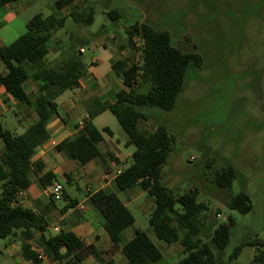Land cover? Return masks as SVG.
I'll use <instances>...</instances> for the list:
<instances>
[{
    "label": "trees",
    "instance_id": "trees-1",
    "mask_svg": "<svg viewBox=\"0 0 264 264\" xmlns=\"http://www.w3.org/2000/svg\"><path fill=\"white\" fill-rule=\"evenodd\" d=\"M16 1L0 0V7ZM54 3L57 9L68 8V14H37L29 21L24 34L10 44L0 45V87H4L16 101L34 107L38 115V119L22 133L0 125V238L18 237L22 241L23 258L32 264H42L43 257L50 264H79L87 255H92L101 264H114L110 254L119 248L124 230L135 222L133 213L116 192L99 189L90 196L92 204L104 218V228L112 242L111 253L92 244L86 245L70 230L47 236L49 222L45 215L48 210L38 212L24 206L17 197L20 191L27 190L33 183V156L36 148L49 138L50 122L60 118L67 123L59 112L57 98L67 90L79 88L82 77L87 73L85 62L74 49L60 68L38 67L49 54L55 31L63 28L69 17L77 24L89 25L94 21V7L80 8L76 0H55ZM108 15L112 20L122 17L118 9H111ZM136 35L143 41L141 60L118 58L111 65L113 75L122 80L124 88L115 93L110 91L112 100L89 99L88 116L83 127L60 141L54 150L81 165L102 158L98 144L104 140L105 133L113 132L108 126L98 128L93 118L109 110L125 132L126 144L135 146L131 163L115 178L116 187L119 191H128L138 186L152 197L150 231L166 244L180 243L183 246L185 256L176 264H233L246 245L256 247L253 264H264V240L258 237L243 240L228 260L220 259L213 246L218 250L227 247L232 220L218 224L209 242L204 241L201 235L205 229L208 204L197 200V189L178 194L163 182L161 169L173 151L174 137L164 124H158L153 131L141 128L140 122L148 118L142 108L174 110L186 88L189 66L200 67L203 57L199 52L183 50L173 42L168 30L149 21L132 25L130 42ZM29 78L36 82L37 94L25 89L24 84ZM36 165L39 172L45 167L42 161ZM55 178L51 170L38 176L44 188ZM235 178L236 169L228 164L214 175L213 180L219 187L230 190ZM66 182H72L70 175H67ZM66 197L68 194L64 191L63 199ZM225 202L229 208L241 213L253 209L250 196L245 191L229 192ZM77 203V199H72L61 208V212L66 213ZM120 249L127 264H157L164 260L163 252L146 231L137 230L136 235Z\"/></svg>",
    "mask_w": 264,
    "mask_h": 264
},
{
    "label": "rangeland",
    "instance_id": "rangeland-1",
    "mask_svg": "<svg viewBox=\"0 0 264 264\" xmlns=\"http://www.w3.org/2000/svg\"><path fill=\"white\" fill-rule=\"evenodd\" d=\"M76 5L94 7V21L89 25L77 24L69 17L65 26L55 32L46 62L38 67L60 68L72 49L80 54L86 65H97L98 60L92 61L95 58L103 60L97 71L109 64L106 48L115 60L128 57L138 62L142 58L143 41L136 35L130 42L129 29L135 22L143 21L168 30L173 42L183 50L199 52L203 57L202 65L189 66L186 88L175 109L165 111L143 107L148 118L142 120L140 126L153 131L158 124H164L173 135V151L161 169L162 180L178 194L197 189V200L208 204L205 229L201 235L203 240L209 242L214 227L232 220L227 247L218 250L213 246L220 259L228 260L243 240L254 237L264 240V0H78ZM111 9H118L122 17L112 20L108 15ZM35 10V6L30 9ZM46 10L58 11L55 4ZM68 12L66 8L64 13ZM26 30L22 16L16 17L7 27H0V44H10ZM119 84L121 86L122 82ZM120 86L114 84L109 90L115 93ZM27 90H37L34 79L28 81ZM69 92L67 90L62 95ZM29 108L31 106L25 105V109ZM14 110L12 99L4 97L0 124L16 132L20 124ZM96 116L93 122L98 128L110 127L113 140H120L119 147L126 153L133 152L135 146L124 144L126 134L109 110ZM131 161L132 157H129L128 164ZM75 163L72 166L58 164L61 166L58 177L70 197L82 200L89 189L93 191L96 186L90 169ZM228 164L236 169L230 190L219 187L213 180L214 175ZM92 167L108 170L101 159ZM67 175L72 176L71 183L66 182ZM240 191L249 194L253 205L247 213L231 209L225 202L229 192ZM64 202L57 201L60 207ZM152 206L153 199L145 191L135 195L128 206L135 224L124 231V238L133 229L151 233ZM60 215V210L54 208L49 217L51 223L55 224ZM72 216L70 219L75 221L80 219L81 213ZM92 218L97 221L96 215ZM86 224V221L81 222L82 226ZM53 226L48 227L47 236L54 232ZM151 236L168 255L166 262L157 264H176L185 256L179 243L166 244L152 233ZM19 241L17 237L15 242ZM5 243L6 239L0 238V249H4ZM33 244L37 246L34 241ZM100 246L104 248L106 245L102 242ZM255 252V246L246 245L233 264H253ZM113 257L116 264H123L120 251L112 254ZM1 262L8 264L9 260L3 256ZM23 263L32 264L26 260ZM79 264L101 263L87 255Z\"/></svg>",
    "mask_w": 264,
    "mask_h": 264
},
{
    "label": "crops",
    "instance_id": "crops-1",
    "mask_svg": "<svg viewBox=\"0 0 264 264\" xmlns=\"http://www.w3.org/2000/svg\"><path fill=\"white\" fill-rule=\"evenodd\" d=\"M54 1L55 0L52 1L18 0L12 4H8L4 7H0V27L5 28L7 27V24L15 20L16 17L22 16V20L25 23L28 30L29 21L37 14H42L43 16H48L50 14H57L58 16L67 15L68 13H64L66 8L57 9L58 11L56 12L52 10H50L51 12L50 11L48 12V10H46V7L48 6L52 8L54 7L55 4ZM77 1L78 0H76V2ZM34 6L36 7V10L30 11L31 7ZM58 30H56L55 32H57ZM21 35L22 34H20L19 36ZM19 36H17V38ZM50 42L52 45L53 38L51 39ZM0 45H6V44H0ZM106 49L109 51V54L106 57V60L109 62L108 66L101 71H97V68L100 67L101 61L103 60H100L99 58L93 59L92 61L98 60L99 63L97 65H91V64L86 65L87 73L82 77L80 81V87L75 90H69L70 91L69 93L65 95L61 94L57 98L59 112L63 117L66 118L67 123L66 124L63 123L60 120V118H54L50 122L49 124L50 136L46 141H44L36 148L35 155L33 156L34 164L31 171V177L33 183L30 186V188L19 192L17 195L19 202L22 203L24 206L31 207L38 212H43L45 210H48L45 217L49 222L48 227L54 225L53 226L54 232L52 234L59 233L60 231H69V230L73 231L76 235H78L80 238L84 240L86 245L92 244L95 247H97V249L102 251L110 250L112 248V242L104 228V218L101 212L92 204L90 196L96 190L106 189L109 191L116 192L120 197V199L125 203V205L129 206V204H131L136 194H142L143 190L138 186L134 187L133 188L134 190L130 189L132 191L130 190L119 191L115 183L117 171L119 169H124L128 165L129 157H131L133 152H127V153L124 152L119 147L120 140L114 141L112 137L113 133L112 134L105 133L104 140L98 144V148L102 154V158L94 159L89 163L83 165L85 169L87 170L90 169L91 176L94 180L96 189L93 191L89 189V192H87L85 198L82 200H79L78 198H72L68 195V197L62 199L65 200V202L61 207L58 205L57 201H53L51 196L49 195L48 192L49 186L47 188L41 186L38 180V176L41 174V172L44 173L45 171L51 170L52 172H54L56 176L55 179L60 180L58 177L59 167L63 165L72 166L73 164H76L75 163L76 161L68 160L62 154L56 152L54 150L55 146L66 137L76 134L83 127L84 119L87 118L88 116L87 101H89V99L92 98L101 99V100L108 99L109 92L112 91L109 90V87L114 84L120 86L119 83L122 82V80H120L119 77L114 76L111 69V65L112 62L115 60V57L108 48ZM47 57L43 61L46 62ZM29 80H32V78H29L24 84L26 90H27V83ZM122 88H124L123 83L119 87V90ZM28 92L37 94V90L28 91ZM4 97L5 99L11 98L13 104L16 107V110H14V114H15V118L18 120L20 124L19 127L16 129L17 133L24 132L32 123H34L38 119V115L34 107L25 109V105L16 101L10 94H8L5 91V88L2 86L0 87V108L4 100ZM126 140H127V136L123 141L125 145H127ZM103 147H105V149H103ZM98 159H101L102 162H104L105 165H107L108 170L104 168L95 167ZM38 161H42L45 164V167L41 172L38 171L36 165V162ZM58 164H61V166H58ZM92 166H94L95 168H93ZM72 199H77L78 203L74 207L69 208L66 213H62L61 208L65 206L67 203H69ZM54 208L59 209L61 213V215L58 218V221L55 224L51 223L52 220L49 218L50 213L54 212ZM80 213H81L80 219L75 221L70 219L73 217L72 214L79 215ZM93 215L97 216V221L93 220L92 218ZM82 221H86L87 224L82 226L81 225ZM58 223L60 224V226L58 225ZM134 224L129 227L134 226ZM96 225L98 226V228H96ZM129 227H127L126 229H128ZM123 234H122L121 242L119 244V248L116 249L115 252L110 254V258L112 254H115L118 251L121 252L120 248L122 247V245L125 244L127 241L131 240L136 235V230L133 229V231L129 233V236L127 238H124ZM148 234L151 237V239L155 242V244L161 249L159 244L156 243V241L152 238L151 233L148 232ZM16 239L17 238L15 239L6 238L4 249H0V264H3L1 262V258L3 256L8 258L9 260L8 264H12V261L14 262V264H24L23 261H25V259L23 258L21 251L22 244L21 241H19V243L15 242ZM102 242H104V244L106 245L104 248H101L100 246ZM171 244H175V243H171ZM182 250H183V246L181 245V251ZM161 251L163 252L164 255L163 261L166 262L168 255L162 249ZM121 255L123 257V264H127V260L122 254V252ZM43 259L44 260L42 264L44 263L50 264L49 260L46 257H43ZM112 259L114 260V257ZM27 262L31 263L30 261ZM114 264L116 263L114 262Z\"/></svg>",
    "mask_w": 264,
    "mask_h": 264
},
{
    "label": "built area",
    "instance_id": "built-area-1",
    "mask_svg": "<svg viewBox=\"0 0 264 264\" xmlns=\"http://www.w3.org/2000/svg\"><path fill=\"white\" fill-rule=\"evenodd\" d=\"M81 51H83V48H82ZM192 159H193V157H192ZM122 170L123 169H119L117 171L116 175L120 174L122 172ZM48 192H49V195L51 196V198L54 201L62 200L63 199V195H64L63 183L60 180H58V179H53L52 183L48 187Z\"/></svg>",
    "mask_w": 264,
    "mask_h": 264
}]
</instances>
